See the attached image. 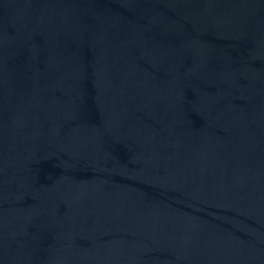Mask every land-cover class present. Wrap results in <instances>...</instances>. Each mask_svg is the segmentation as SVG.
I'll use <instances>...</instances> for the list:
<instances>
[{
  "label": "water",
  "instance_id": "95a60500",
  "mask_svg": "<svg viewBox=\"0 0 264 264\" xmlns=\"http://www.w3.org/2000/svg\"><path fill=\"white\" fill-rule=\"evenodd\" d=\"M0 264H264V0H0Z\"/></svg>",
  "mask_w": 264,
  "mask_h": 264
}]
</instances>
